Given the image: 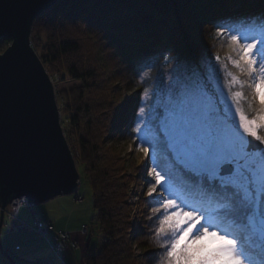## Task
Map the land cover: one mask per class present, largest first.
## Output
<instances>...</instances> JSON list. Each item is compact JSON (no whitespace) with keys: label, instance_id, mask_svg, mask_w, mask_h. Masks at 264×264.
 Masks as SVG:
<instances>
[{"label":"snow or ice","instance_id":"snow-or-ice-1","mask_svg":"<svg viewBox=\"0 0 264 264\" xmlns=\"http://www.w3.org/2000/svg\"><path fill=\"white\" fill-rule=\"evenodd\" d=\"M225 2L244 7L257 0H202L207 6ZM93 4L82 0L32 7L37 12L68 10L89 20ZM258 6L259 11L214 25L216 38L227 37L235 53L226 59L247 77L253 99L259 100L252 118L242 107L244 83L228 72L220 56L196 57L204 23L198 16L169 32L162 48L138 54L142 80L143 72L157 64L170 65L167 75L157 69L154 87L143 90L146 106L139 107L131 133L141 159L151 165L145 167L151 178L145 195L156 205L149 220L156 222L154 237L162 253L158 264H264V0ZM6 36L16 42L19 29L0 10V43ZM76 178L71 164H60L56 154L42 176L23 178L4 170L0 204L6 197H28L26 211L42 219L39 197L33 200L28 187ZM16 231L10 228L0 239V264ZM39 235L47 237L46 244L26 242L24 254L9 264H61L62 253L50 234L40 227Z\"/></svg>","mask_w":264,"mask_h":264},{"label":"trees","instance_id":"trees-1","mask_svg":"<svg viewBox=\"0 0 264 264\" xmlns=\"http://www.w3.org/2000/svg\"><path fill=\"white\" fill-rule=\"evenodd\" d=\"M72 2L82 0H57L52 5ZM256 11L258 0L244 7L230 2L207 6L202 0H94L89 20L68 10H48L34 17L30 40L36 52L40 49L39 57L48 71H57L61 80L68 75L82 82L64 91L61 116L70 133L68 139L70 136L75 139L77 164L92 188L100 236L97 250L86 242L84 264H158L162 254L154 237L155 218L149 220L150 210L156 205L149 203L145 195L151 178L145 175L142 199L137 204L138 223L132 227L128 190L136 173L128 172L127 158L117 152L107 135L121 127L136 145L131 133L139 107L146 106L143 90L154 87L157 69L164 65L159 63L150 72L144 71L146 79L142 80L137 75L142 67L138 54L162 48L169 32L198 16L204 23L198 33L196 57L217 54L222 58L234 57L227 37L216 38L214 25L231 23L227 19L230 16ZM10 43L11 39L5 37L0 51ZM228 70L244 83L247 100L242 107L249 117H254L259 100L253 99L250 81L230 61ZM133 166L141 171L151 165L140 159ZM133 232L142 249V263L133 251Z\"/></svg>","mask_w":264,"mask_h":264},{"label":"water","instance_id":"water-1","mask_svg":"<svg viewBox=\"0 0 264 264\" xmlns=\"http://www.w3.org/2000/svg\"><path fill=\"white\" fill-rule=\"evenodd\" d=\"M56 1L0 0L5 19L19 29L16 42L14 37L6 36L11 43L0 53L4 55L15 45L6 58H0V172L7 170L10 175L23 178L42 176L56 154L60 164H71L73 176L77 177L70 182L47 180L38 188L29 186L32 199L38 196L39 202L73 191L79 178L60 120L54 85L30 40L32 21L40 13L32 3L48 6ZM5 200L1 204L0 225L11 201L7 197Z\"/></svg>","mask_w":264,"mask_h":264},{"label":"rangeland","instance_id":"rangeland-1","mask_svg":"<svg viewBox=\"0 0 264 264\" xmlns=\"http://www.w3.org/2000/svg\"><path fill=\"white\" fill-rule=\"evenodd\" d=\"M41 13V12H40ZM32 43V42H31ZM33 45V44H32ZM34 46V45H33ZM6 47L0 51L2 53ZM40 52V49L37 50V53ZM39 55V54H38ZM203 59H207L208 56H203ZM221 58V61L227 66L228 69V61L226 58ZM46 68V65H44ZM163 74L167 75L170 65H163L162 67ZM160 68V69H161ZM50 79L54 85V92L57 100V104L59 109H62V105H64L63 93L65 90L72 89L75 86H80L82 82L77 79H73L70 76L66 75V78L63 80L60 79V74L57 71H48L46 68ZM228 72H230L228 70ZM232 73V72H231ZM233 74V73H232ZM223 76L224 73H221ZM235 75V74H233ZM234 91L239 89L234 88ZM143 97V94H142ZM251 118V117H249ZM60 120L65 132V136L68 139L70 133H68V128L66 127V123L62 120V116H60ZM64 123V124H63ZM120 130V129H118ZM117 131H114L116 134ZM124 131L121 129V134L117 136H111L107 134L110 138L108 141L112 142L118 153L127 158V165L129 168V173H136L134 178L131 179L129 190H128V202L131 204V220L132 227L137 225L138 223V201L142 199L140 196L143 191L144 179L146 175L145 168L141 171L134 169L133 163L135 161H139L141 159L142 154L136 148L131 140L127 138V136L123 133ZM69 144L73 147L74 158L78 163V151L77 147H75L74 142L75 139L70 136L68 139ZM73 144V145H72ZM76 148V149H75ZM78 165V164H77ZM136 170V171H135ZM78 171L81 175L80 181L78 182V186L76 189L78 193L82 196V198H76V190L67 193H61L59 195H55L48 200L39 202L38 207L43 211V219L46 220L49 224H51V228L49 229L50 236L55 234L59 229H67L70 232V237L76 241H78V245L76 247H72L65 252V256L61 259V264H84L83 254L86 246V242L89 241V245L92 249H98L100 243V236L97 231V223H96V211L93 207V195L92 188L89 182L83 175L82 169L80 165H78ZM28 207L22 206L19 210V217L28 223H32L35 221L31 211H26ZM8 219L5 218L3 221V225L0 232V239H3L5 233L8 231ZM87 224V229L82 232L81 227ZM133 230V228H131ZM130 229V230H131ZM93 230V231H92ZM131 230V232H132ZM89 233H85V232ZM135 231V230H134ZM131 240L133 245L134 253L139 257L141 262L142 257L141 247H135L138 242L136 238V234L131 233ZM28 243H36L41 242L42 244H46L47 239L44 236H40L35 234L29 230H21L15 232V240L9 245L8 250L4 255L5 264H9L11 259H15L17 256H22L24 254V246ZM143 261V260H142ZM142 263V262H141Z\"/></svg>","mask_w":264,"mask_h":264},{"label":"built area","instance_id":"built-area-1","mask_svg":"<svg viewBox=\"0 0 264 264\" xmlns=\"http://www.w3.org/2000/svg\"><path fill=\"white\" fill-rule=\"evenodd\" d=\"M75 190H76V197L77 198H81V195L78 193V190L77 189H75ZM20 199L22 200V202H24L28 198L27 197H23V198H20ZM17 200H18L17 198H14L12 200V202L10 203L11 210L9 208V211H8L10 217H11V215L14 216V217H17V212H18L17 211V207L20 206V204L17 205ZM10 219H11L10 228L13 227V228H18V229H23V228L24 229H30L26 223L23 224L18 219H13L12 220V217ZM33 225L34 226L32 228H33V231L34 232L39 233V228L40 227H43L44 232H46V233L49 234V229H50L51 225L48 222H46L45 220H43V219H39V220L36 219V222ZM86 229H87V226H85V225H83L81 227L82 232L85 231ZM44 237H46V236H44ZM46 239H47V237H46ZM51 239H52V242L53 243H55L56 245L59 246L57 250L60 251L61 253H63V250L65 251L66 248L69 245H74L75 244V241L70 238L69 232L67 230H65V229L64 230H58V231H56L55 234L51 235ZM61 241H63V243H61Z\"/></svg>","mask_w":264,"mask_h":264},{"label":"bare ground","instance_id":"bare-ground-1","mask_svg":"<svg viewBox=\"0 0 264 264\" xmlns=\"http://www.w3.org/2000/svg\"><path fill=\"white\" fill-rule=\"evenodd\" d=\"M59 114H60V116H61V110L59 109ZM118 129H120V130H118ZM117 130V132L119 133V134H121V127H119V128H117L116 129ZM65 133V132H64ZM112 134V136H115L116 134H114V132H112L111 133ZM110 134V135H111ZM118 134V135H119ZM67 142H68V144H69V141H68V139H67ZM69 146H70V144H69ZM70 148H71V151H72V154H73V151H74V149H72V147L70 146ZM73 157H74V154H73ZM76 165H77V162H76ZM77 169H78V165H77ZM80 178H81V175L79 174V178H78V182L80 181ZM76 189V188H75ZM74 189V190H75ZM128 197H129V195H128ZM18 200H17V205L18 204H20V206L19 207H17V217H14V216H12L11 215V217H12V220L13 219H18L20 222H22L23 224L24 223H26L27 225H28V227L30 228V229H18V228H15V229H17V231H21V230H29V231H32V232H34L33 231V224H35V222H36V219H37V217L36 216H34L33 215V212H31L32 213V215H33V217L35 218V221L34 222H32V223H28V222H26V221H24L23 219H21L20 217H19V210H20V208L22 207V206H27L28 207V205H26L24 202H22V200L20 199V198H18V197H16ZM77 198V197H76ZM81 198H82V196H81ZM14 199V198H13ZM12 199V200H13ZM77 199H79V198H77ZM12 200L7 204V206L5 207V210H4V216H3V221H4V219L5 218H7L8 219V221H9V223H8V230L10 229V225H11V217H10V215H9V208L11 207L10 206V203L12 202ZM0 210H1V204H0ZM10 210H11V208H10ZM15 215V214H14ZM16 216V215H15ZM43 219V218H42ZM44 220V219H43ZM3 221H2V224L0 225V232H1V228H2V225H3ZM46 221V220H45ZM51 225V224H50ZM85 226H88L87 224H85ZM13 228V227H12ZM51 228V227H50ZM32 229V230H31ZM59 230H64V229H59ZM65 230H67V229H65ZM68 231V230H67ZM69 232V231H68ZM35 234H37V235H39V233H36V232H34ZM86 234L87 233H89V231L88 232H85ZM69 234H70V232H69ZM71 238V237H70ZM72 239V238H71ZM74 240V239H73ZM75 241V244L74 245H69L67 248H66V250L65 251H67L68 249H70V248H72V247H76L77 245H78V241H76V240H74ZM88 243H89V241H87ZM89 245V244H88ZM135 247H140L139 246V244L138 243H136V245H135ZM85 248H86V246H85ZM84 252H85V249H84ZM65 256V252H64V250H63V253H62V256H61V258H63Z\"/></svg>","mask_w":264,"mask_h":264}]
</instances>
